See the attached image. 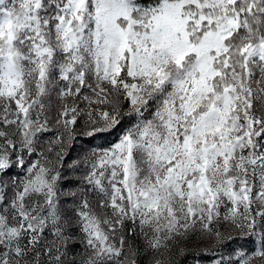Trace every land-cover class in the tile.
I'll return each mask as SVG.
<instances>
[{"label":"snow or ice","instance_id":"obj_1","mask_svg":"<svg viewBox=\"0 0 264 264\" xmlns=\"http://www.w3.org/2000/svg\"><path fill=\"white\" fill-rule=\"evenodd\" d=\"M196 254L264 264V0H0V264Z\"/></svg>","mask_w":264,"mask_h":264},{"label":"rangeland","instance_id":"obj_2","mask_svg":"<svg viewBox=\"0 0 264 264\" xmlns=\"http://www.w3.org/2000/svg\"><path fill=\"white\" fill-rule=\"evenodd\" d=\"M187 246L194 249L198 246L202 247L203 245L200 244L199 241H195L193 244L187 245ZM233 247H236V245H233ZM194 259H195L196 264H214L212 257L208 255L201 257L199 254H196ZM256 264H258V258H257Z\"/></svg>","mask_w":264,"mask_h":264},{"label":"trees","instance_id":"obj_3","mask_svg":"<svg viewBox=\"0 0 264 264\" xmlns=\"http://www.w3.org/2000/svg\"><path fill=\"white\" fill-rule=\"evenodd\" d=\"M116 139V135H110L108 137H106L105 139H96L95 141H93L92 143H94L95 145H104L107 146L108 143H110L111 141H114ZM180 264H183V258H181ZM187 264H196L195 259L193 258V256H189L187 258Z\"/></svg>","mask_w":264,"mask_h":264}]
</instances>
